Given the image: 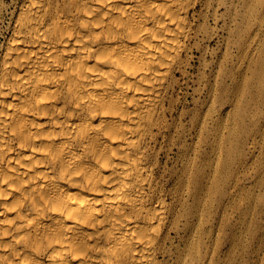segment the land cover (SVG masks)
Here are the masks:
<instances>
[{
    "label": "bare ground",
    "instance_id": "bare-ground-1",
    "mask_svg": "<svg viewBox=\"0 0 264 264\" xmlns=\"http://www.w3.org/2000/svg\"><path fill=\"white\" fill-rule=\"evenodd\" d=\"M210 1L13 2L0 44V264H171L200 250L188 204L202 221L223 134L214 160L190 159L173 115ZM225 1L213 0L215 19ZM174 149L168 171L161 155Z\"/></svg>",
    "mask_w": 264,
    "mask_h": 264
},
{
    "label": "rangeland",
    "instance_id": "rangeland-1",
    "mask_svg": "<svg viewBox=\"0 0 264 264\" xmlns=\"http://www.w3.org/2000/svg\"><path fill=\"white\" fill-rule=\"evenodd\" d=\"M14 1L20 0H0V44ZM207 10L202 51L194 53L190 75L174 93L173 116L185 129L180 142L188 141L190 159L199 150L207 163L214 160L212 141L222 131L223 169L213 184L207 183L202 221L195 205L188 204L194 227L199 222L205 229L200 237L192 236L200 250L185 262L167 259L171 264H190V259L195 264H264V0H226L216 13L220 19H215L213 0ZM176 152L163 153L161 167L177 166ZM182 236L175 245L182 247Z\"/></svg>",
    "mask_w": 264,
    "mask_h": 264
}]
</instances>
